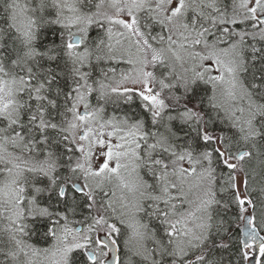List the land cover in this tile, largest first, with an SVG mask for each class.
Listing matches in <instances>:
<instances>
[{
  "label": "snow or ice",
  "instance_id": "1",
  "mask_svg": "<svg viewBox=\"0 0 264 264\" xmlns=\"http://www.w3.org/2000/svg\"><path fill=\"white\" fill-rule=\"evenodd\" d=\"M0 264H264V0H0Z\"/></svg>",
  "mask_w": 264,
  "mask_h": 264
}]
</instances>
